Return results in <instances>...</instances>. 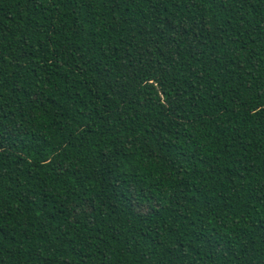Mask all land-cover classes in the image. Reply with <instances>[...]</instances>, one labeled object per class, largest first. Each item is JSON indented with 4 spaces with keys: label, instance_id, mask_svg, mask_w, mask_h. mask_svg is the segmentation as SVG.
<instances>
[{
    "label": "trees",
    "instance_id": "obj_1",
    "mask_svg": "<svg viewBox=\"0 0 264 264\" xmlns=\"http://www.w3.org/2000/svg\"><path fill=\"white\" fill-rule=\"evenodd\" d=\"M0 264H264V0H0Z\"/></svg>",
    "mask_w": 264,
    "mask_h": 264
}]
</instances>
